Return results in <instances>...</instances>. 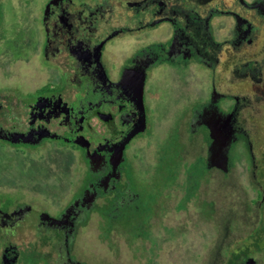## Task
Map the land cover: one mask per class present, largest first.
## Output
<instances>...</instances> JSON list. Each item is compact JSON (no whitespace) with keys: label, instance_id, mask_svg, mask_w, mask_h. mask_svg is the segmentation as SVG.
Listing matches in <instances>:
<instances>
[{"label":"flooded vegetation","instance_id":"flooded-vegetation-1","mask_svg":"<svg viewBox=\"0 0 264 264\" xmlns=\"http://www.w3.org/2000/svg\"><path fill=\"white\" fill-rule=\"evenodd\" d=\"M34 19L39 65L61 68L62 75L34 87H0V148H35L31 141L41 137L39 146L73 156V173L56 194L37 182L0 183V264H111L108 245L102 255L79 235L94 215L111 226L147 207V177L130 149L152 132L153 111L144 94L142 100L150 75L155 91L171 89L175 74L180 87L195 76L206 89L178 105L167 135L201 138L204 161L213 140L226 139L220 149L228 159L240 144L248 168H264V0H41ZM128 37L132 48L116 51ZM252 120L254 129L247 125ZM170 147L178 149L173 154L183 151ZM183 164L157 162V175H167L168 166L178 176ZM219 167L212 168L226 173ZM257 183L255 223L236 245H216L202 264H264V227L248 237L264 216V188Z\"/></svg>","mask_w":264,"mask_h":264},{"label":"rangeland","instance_id":"rangeland-1","mask_svg":"<svg viewBox=\"0 0 264 264\" xmlns=\"http://www.w3.org/2000/svg\"><path fill=\"white\" fill-rule=\"evenodd\" d=\"M40 1L0 0V87H34L47 80L57 81L62 75L61 68L47 69L39 65L40 36L34 18L39 12ZM133 44V39L128 37L119 41L115 50L129 51ZM149 78V84L145 82L143 87L142 100L144 94L145 103L153 111L152 132L137 139L130 149L135 155L136 166L147 177L143 191L147 207L144 211L134 212L135 216L128 223L111 226H106L103 221L98 223L95 215L92 216L82 229L79 242L96 246L102 255L109 254L108 245L111 264H202L211 260L216 245H236V240L255 223V188H261L257 183V170L248 168L240 144L233 146L229 159L226 157L227 168L223 173L212 168L219 166L210 158L204 161L207 146L201 138L194 134L184 137L182 132L180 139L167 135L165 130L176 118L178 105L187 98L199 99L206 89L195 76L191 83L188 80L180 87L177 82L182 81L175 74L171 75L175 84L171 89L155 91L153 75ZM144 80L145 76L141 75L142 86ZM249 124L253 129L256 126L254 120ZM40 138L31 141L35 148H0V183L26 187L37 182L48 188L44 191L52 194L60 193L70 184L66 178L71 177L69 166L73 156L47 149L48 145L39 146ZM170 145H179L183 151L173 154L177 148L171 149ZM161 155L162 158L166 156L162 161L175 159L185 163L180 166L178 176L168 170L171 169L168 166H165V171H170L167 175H157L160 170L155 164L162 162ZM171 179L174 180L172 183L164 185ZM155 193L160 194L158 201H155ZM54 196L49 199L53 200ZM138 227L143 228L138 232L144 234L140 238L135 237ZM262 227L264 216H258L248 237L257 236ZM201 249L203 254L198 258L196 255Z\"/></svg>","mask_w":264,"mask_h":264},{"label":"water","instance_id":"water-1","mask_svg":"<svg viewBox=\"0 0 264 264\" xmlns=\"http://www.w3.org/2000/svg\"><path fill=\"white\" fill-rule=\"evenodd\" d=\"M141 92H142V89H141V91L139 90V94H138V98L140 100H141ZM225 140L226 139H222L221 141H218V140L214 139L212 142V145H211L212 146L211 147L212 152L210 154V161L212 163L215 162L218 166H220V164H222V167H224V168H225L224 165H225V161H226V155H225V153L222 152V150L220 148L225 145V143H224ZM224 170H226V169H224Z\"/></svg>","mask_w":264,"mask_h":264},{"label":"trees","instance_id":"trees-1","mask_svg":"<svg viewBox=\"0 0 264 264\" xmlns=\"http://www.w3.org/2000/svg\"><path fill=\"white\" fill-rule=\"evenodd\" d=\"M257 177L261 181L262 186L264 187V168L257 170Z\"/></svg>","mask_w":264,"mask_h":264}]
</instances>
